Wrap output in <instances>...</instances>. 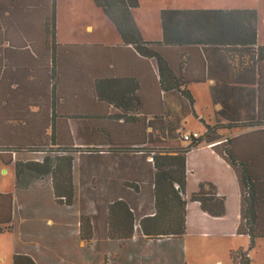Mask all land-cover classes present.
Returning a JSON list of instances; mask_svg holds the SVG:
<instances>
[{"label": "trees", "instance_id": "16d2710c", "mask_svg": "<svg viewBox=\"0 0 264 264\" xmlns=\"http://www.w3.org/2000/svg\"><path fill=\"white\" fill-rule=\"evenodd\" d=\"M92 1L112 24L123 46L156 64L164 95L176 97L165 100L164 121L162 117L150 119V138L157 136L155 130L163 121L165 138L182 140L183 120L192 111L193 102L187 86L203 81L189 76L188 67L197 59L198 47L215 48L228 59L236 56L247 85H251L228 87L233 98L245 92L246 102L238 101L236 109L217 100L218 86H212L213 102L221 104L216 113L224 123L203 124L204 134L184 147L149 150L146 156L152 170L142 185L150 188V212L132 222L134 211L144 212L145 206L130 204L141 198L137 191L141 182L133 181L128 188L132 197L108 201V213L116 220L122 215V220L146 240L170 238L179 242L186 235H195L189 234L186 226L188 203L197 204L211 219L236 216V187L235 235L248 237L250 249L255 240L264 239V46L257 44V12L162 9L161 40L149 42L142 38L133 16L138 0ZM66 54L56 42V0H0V166L13 165L16 192L26 190L35 180L50 179L54 202L71 206L72 168L78 150L77 138L69 128L79 123L92 126L95 118L76 113L72 97L77 95V80L65 77ZM96 86L99 88L98 82ZM88 89L91 94V86ZM171 102L177 108L173 117ZM246 129L250 131L225 136ZM88 141L93 143L92 133ZM210 144L214 145L208 147ZM201 145L210 149L211 157L199 160L188 155ZM100 149L93 143L86 151L102 154ZM32 156L38 158L28 159ZM13 210V195L0 194V234L12 230ZM229 256L232 264H249L242 250ZM12 264L35 262L16 253Z\"/></svg>", "mask_w": 264, "mask_h": 264}, {"label": "crops", "instance_id": "0c3cea01", "mask_svg": "<svg viewBox=\"0 0 264 264\" xmlns=\"http://www.w3.org/2000/svg\"><path fill=\"white\" fill-rule=\"evenodd\" d=\"M191 10H195V7H191ZM259 22L264 26L263 18L261 20L258 18L257 25ZM85 31L88 34L94 33L91 25H86ZM259 37L260 31L257 27V44L264 46V41H259ZM58 45L67 53L63 60L65 77L68 81L77 80V95L72 97L76 102L77 115L95 118L92 126L79 123L77 126L70 125L69 128L72 137L77 138L75 146L78 150L74 155L72 168L73 205L66 206L54 202L50 179L35 180L26 190L16 192L14 177L12 230L0 234V258H2L0 264H12V256L16 253L28 255L35 264H41L39 255L45 259V264H58V262L64 264L69 257L73 256H81L82 264H110V262H117L119 258H124L125 263L134 264L141 260V263L145 264L146 256L153 246L174 240L138 238L132 225L123 221L122 215L117 214L121 212L114 211L118 215V220L115 219L114 214L108 213L107 204L108 201L117 199L122 201L130 199L133 194L128 188L133 181L141 182L137 189L141 197L140 201L135 203L137 208L149 204L150 188L142 185V182H148L152 170L146 154L154 148L174 149L187 145L182 140H167L164 135L163 121L166 119L167 112L165 100L167 98L174 100L176 97L171 94L164 95L161 91L156 64L140 57L131 48L123 46L118 34L111 41L58 43ZM196 53L197 59L193 60L188 67L189 76L192 80L201 78L203 81L189 84L187 90L194 102L190 87L206 84L215 115L213 123L209 121L205 123L199 117L198 119L202 125L213 126L224 123V120L216 113L221 108V104H214L212 86H218L217 100L236 109L238 101L246 102L245 92L241 91L239 97L233 98L228 87L247 88L251 85H247L245 73L241 71L236 56L228 59L220 51L211 47H198ZM97 82L99 88L96 86ZM90 86L91 94L88 89ZM171 106L170 116L173 117L177 108L174 107L173 102ZM244 114L245 112L241 111V115ZM154 116L162 117L163 121L155 130L157 136L150 138L152 128L149 123ZM249 131L246 129L228 133L225 136H237ZM182 132L185 133L184 128ZM91 133L93 143L100 146L102 154L101 152L88 154L86 151L93 144L88 141ZM211 154L208 147L201 145L192 149L188 155L200 160L207 155L211 157ZM9 168H13V165L0 166V172L8 174ZM36 182L40 183L39 186L35 184ZM41 183L44 184L41 185ZM28 193L31 194L32 199L34 198L36 210L40 205H48L51 215L59 216L55 217L56 219L48 217L41 208L40 212L36 213L34 211L26 214L19 212L22 198ZM233 193L236 216L211 219L199 211L197 204L188 203L186 226L189 234L195 235H186L183 239L192 236H234L239 206V192L236 187ZM81 198L86 205L81 204ZM85 206L87 210L94 213L92 221L86 223L82 222L80 213L85 211ZM16 209L19 211L17 212ZM62 210L67 213L71 210L76 211L77 220L68 221L62 218ZM35 216L41 219L36 220L38 222L30 221L25 224L27 218ZM28 233L38 240L36 243L40 248L36 250L39 255L35 252V248L33 250L28 248L34 242L32 239H27Z\"/></svg>", "mask_w": 264, "mask_h": 264}, {"label": "rangeland", "instance_id": "374dc122", "mask_svg": "<svg viewBox=\"0 0 264 264\" xmlns=\"http://www.w3.org/2000/svg\"><path fill=\"white\" fill-rule=\"evenodd\" d=\"M138 2V7L133 10V16L142 38L149 42L161 39L159 11L162 9L191 10V7H195V10L252 9L257 12L259 20L264 19V0H138ZM86 25L92 26L94 29L93 34H88L85 31ZM257 27L260 31L259 41H264V26L259 22ZM56 36L58 43L74 44L90 41H111L114 37H117V33L102 11L94 7L92 0H56ZM190 92L193 93V109L185 118L183 128L185 133L197 132L202 134L204 127L200 119H203L205 123H208V121L213 123L215 116L210 101L209 90L206 84H199L192 85ZM29 158L34 159L38 157L32 156ZM35 184L39 186L40 183L36 182ZM32 186L34 188V184ZM9 193H14L13 168L8 169V174L0 172V194ZM30 195L28 193L22 198V204L19 206L20 211L16 209L17 212L22 211L26 214L34 211L36 213L40 212L41 208L42 211L46 212L48 217L55 218L59 216L51 215V209L48 205H40L36 210L34 198L32 199ZM82 200L83 198H81V204L86 205ZM151 202V197L149 196L148 206L145 205L144 209L142 208L144 212L141 213H139V209H136L133 214L134 217L132 216V222L138 221L140 214L150 212L152 209ZM132 203H130L132 207L135 206V199H133ZM43 207L44 209H42ZM80 213L82 222L92 221V214L94 213L87 210V206H85V211H81ZM76 214L77 212L74 210L68 211V213L62 210L61 217L68 219V221H74V219L77 220L76 216L78 214ZM35 217L27 218L25 224L41 219ZM134 232L138 238L141 237L138 229L134 230ZM27 237V239L34 241L28 248L32 250L35 248V252L37 253L36 248H40L37 245L38 243H36L38 240L31 233H28ZM238 250H242L247 254L249 264H264V239L255 240L253 247L249 249L248 237L238 235L232 237L192 236L185 237L180 242L169 241L162 245L157 244L150 249V252L146 256L145 264H232L229 253ZM38 257L40 263L45 264V259L40 255ZM80 259L81 256L69 257L64 264H82ZM0 261L2 262V258H0ZM58 264L61 263L58 262ZM110 264H130V262L125 263L124 258H119L117 262H110ZM134 264L143 263L139 260Z\"/></svg>", "mask_w": 264, "mask_h": 264}, {"label": "built area", "instance_id": "2783aa9c", "mask_svg": "<svg viewBox=\"0 0 264 264\" xmlns=\"http://www.w3.org/2000/svg\"><path fill=\"white\" fill-rule=\"evenodd\" d=\"M202 135H200L199 133H196V132H191V133H183L181 135V139L183 142H186V143H190L192 142L193 140H197L201 137ZM214 144H210V145H207L208 147H212Z\"/></svg>", "mask_w": 264, "mask_h": 264}]
</instances>
